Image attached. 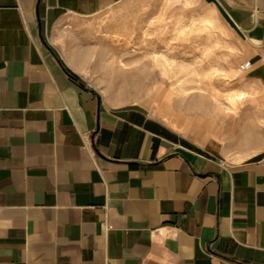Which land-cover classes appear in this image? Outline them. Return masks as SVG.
Returning <instances> with one entry per match:
<instances>
[{
  "label": "crops",
  "instance_id": "crops-1",
  "mask_svg": "<svg viewBox=\"0 0 264 264\" xmlns=\"http://www.w3.org/2000/svg\"><path fill=\"white\" fill-rule=\"evenodd\" d=\"M121 1L0 0V264H264V0H199L251 65L222 101L241 112L185 129L109 104L60 47Z\"/></svg>",
  "mask_w": 264,
  "mask_h": 264
},
{
  "label": "rangeland",
  "instance_id": "rangeland-1",
  "mask_svg": "<svg viewBox=\"0 0 264 264\" xmlns=\"http://www.w3.org/2000/svg\"><path fill=\"white\" fill-rule=\"evenodd\" d=\"M66 27L61 49L109 104H142L180 129L203 107L216 118L219 107L233 115L245 106L222 102L244 85L238 41L220 14L199 0H122ZM137 74L139 86L123 88L125 77Z\"/></svg>",
  "mask_w": 264,
  "mask_h": 264
},
{
  "label": "bare ground",
  "instance_id": "bare-ground-1",
  "mask_svg": "<svg viewBox=\"0 0 264 264\" xmlns=\"http://www.w3.org/2000/svg\"><path fill=\"white\" fill-rule=\"evenodd\" d=\"M84 61V59H82V57L80 58V61ZM82 63V62H81ZM140 71V70H139ZM142 71H140L141 73ZM126 78V85L123 86L124 87H127V86H132V87H138L139 86V80L141 79V75L140 74H137V75H131L129 77H125ZM192 98V97H191ZM193 99V98H192ZM230 98H228L229 100ZM190 106V105H188Z\"/></svg>",
  "mask_w": 264,
  "mask_h": 264
},
{
  "label": "built area",
  "instance_id": "built-area-1",
  "mask_svg": "<svg viewBox=\"0 0 264 264\" xmlns=\"http://www.w3.org/2000/svg\"><path fill=\"white\" fill-rule=\"evenodd\" d=\"M250 61H245V62H243V63H241L240 65H239V69L241 70V71H244V70H246V69H248L249 67H250Z\"/></svg>",
  "mask_w": 264,
  "mask_h": 264
}]
</instances>
